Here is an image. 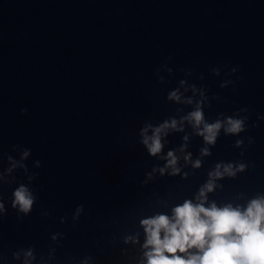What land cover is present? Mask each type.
I'll return each mask as SVG.
<instances>
[{
	"label": "clouds",
	"instance_id": "9594fccd",
	"mask_svg": "<svg viewBox=\"0 0 264 264\" xmlns=\"http://www.w3.org/2000/svg\"><path fill=\"white\" fill-rule=\"evenodd\" d=\"M171 60V57L167 58ZM171 71V69H168ZM237 69H232L235 72ZM219 75L218 70H214ZM184 80L180 81L183 85ZM221 87H224L222 84ZM196 91L195 85L192 86ZM188 89L186 88L185 91ZM203 96V93H201ZM168 100L177 103L191 105V98L182 100V93L179 89L168 93ZM202 101H197L195 109L181 118L180 124L187 121L196 130V134L203 137L208 145H214L217 136L223 128L226 134H238L245 130V120L240 118L227 117L221 121L208 123L205 120L201 107ZM27 109H21L24 114ZM201 125L203 127L201 128ZM151 130V135H149ZM169 131L182 132V126H178L176 119L165 120L158 126L146 123L140 130L141 143L148 153L157 156L164 145L161 142L162 136ZM187 140V136L184 137ZM242 141L238 140L237 145ZM186 146V145H185ZM183 147L181 150H183ZM20 150V159L16 160L8 155L7 159L11 166L3 173H0V183H11L6 180L14 169L21 168L28 172V167L23 161L31 156V150L20 145H13L12 150ZM202 155H210L208 148L201 149ZM2 155V153H0ZM191 154L185 156L190 159ZM177 157L173 151L167 153V163L159 171L163 174L168 168L172 169V175L180 172L176 167ZM41 162L35 161V167L39 168ZM193 167L199 168L200 161L196 160ZM223 167V172H221ZM244 164H239L237 171H244ZM232 164H217L215 171L209 173L210 179L203 185L196 202L186 199L182 204L172 209V215L157 214L153 217L143 219L141 225L144 228L146 239L143 244L145 264H264V196H257L251 199L246 206H233L231 204L218 207L215 202L205 206L207 193L215 188V180L224 175L235 176ZM38 173L28 176L29 182L36 179ZM11 206L19 213L28 215L38 197L34 189L21 183L12 193ZM82 207V206H81ZM5 205L0 197V214L5 213ZM79 211V209H78ZM19 219V217H17ZM26 256L31 257L32 252L28 251Z\"/></svg>",
	"mask_w": 264,
	"mask_h": 264
}]
</instances>
